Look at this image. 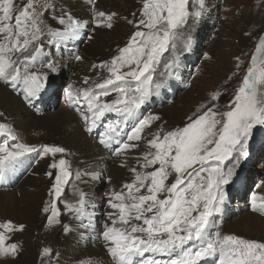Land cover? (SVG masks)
<instances>
[{
	"label": "snow or ice",
	"instance_id": "6c2138e0",
	"mask_svg": "<svg viewBox=\"0 0 264 264\" xmlns=\"http://www.w3.org/2000/svg\"><path fill=\"white\" fill-rule=\"evenodd\" d=\"M140 3L138 15L134 12L133 19H128L117 11L97 8L95 0H91V23L96 28L110 30L124 20L134 31L115 55L92 66L106 70L107 76L101 82L83 88L70 84L66 91L68 106L79 113L88 132L99 127L107 114H120L121 119L107 124L99 142L114 156L122 157L123 166H127V154L140 148L145 129L161 120L158 114L143 115L142 109L177 77L182 58L193 48V34L207 7L206 0ZM255 7L264 11V0H255ZM39 9L36 0H26L22 6L16 0H0V81L13 89L19 86L29 104L40 98L49 73L59 71L56 61L41 62L45 49L42 37L46 35L47 43L59 48L79 39L90 23L64 9L52 16L57 26L49 27L44 13L55 11V4L44 0ZM186 27L187 32L178 43L177 34ZM253 31L245 35L252 36ZM255 38L258 43L249 66L226 110L221 111L212 103L221 96L217 90L209 104H201L182 127H158L149 134L147 149L136 158L137 166L130 169L131 181L108 193L111 211L106 213L101 235L112 264H208L213 258L216 264H264V239L225 234L216 223L217 214L228 200L236 170L249 156L253 130L264 127V27ZM75 59L83 57L76 55ZM235 60L239 70L244 61L240 56ZM89 79L86 77L84 83ZM113 93L111 100L102 99ZM129 121L133 127L124 136L123 129ZM0 137V182H7L9 173L31 153L53 158L49 167L56 171L46 173L54 178L49 190L52 201L43 208L44 212L51 211L49 225L60 223L56 201L71 178H99L96 172L72 170L64 146L43 144L37 148L21 142L9 123L0 122ZM260 185H264V180L257 187ZM77 191L79 199L67 203L66 210L77 219L87 218L91 227L94 213L88 208L95 205L86 193ZM251 210L264 215V195L253 193ZM24 229V224L11 219L0 221V258H16L20 254L21 244L9 241ZM43 253L49 255L52 249L44 248ZM87 264L98 262L89 260Z\"/></svg>",
	"mask_w": 264,
	"mask_h": 264
},
{
	"label": "rangeland",
	"instance_id": "374dc122",
	"mask_svg": "<svg viewBox=\"0 0 264 264\" xmlns=\"http://www.w3.org/2000/svg\"><path fill=\"white\" fill-rule=\"evenodd\" d=\"M57 1L58 0H50V2L55 3V5ZM115 1H120L118 3L122 5L124 3V0ZM139 1L140 0H134L130 3L127 9L129 15L132 12L138 15V10L141 7ZM16 2L22 6L26 0H16ZM36 3L38 10H40L39 5L43 3V0H36ZM212 3L213 6L210 8L206 7L205 14L201 18L193 34L195 42L192 50L182 58V66L177 77L169 81L168 88L170 89L168 90V88H166L162 90L159 96H154L142 109L143 115H148L149 113L158 114L161 116V120L153 123L150 128L145 129L142 134L144 139L140 141V148L137 150L143 152L147 149L146 142L147 139L150 138L149 134L155 133L158 127L162 126L166 130L182 127L187 122V117L192 115L201 104H209L212 93L215 91H220L221 96L218 100L212 101V103L217 104L221 111L226 110L232 100L235 89L244 76L246 68L249 66L251 55L255 50V45L258 43V40L255 38L256 32L264 27V11L255 7V0H212ZM252 4L254 5V11L251 10V13L253 12L252 22L254 23L255 18L259 19L260 23L257 25L247 23L249 14L247 11H249L248 9ZM96 7L98 8L97 3ZM90 8L91 6H88L86 14H89L91 17L92 13ZM54 15H59L56 11V6L55 11L49 10L44 13L43 18L47 25H52V23L53 25H57L56 22L52 20V16ZM253 26H255V31H253ZM94 27L96 29V34L91 31L90 21L87 28L88 32L85 31L86 35L80 36V38L75 41L61 45L59 48L56 47L58 52H56L53 45L47 43L48 37L46 35L42 37L45 49L41 58L45 59L46 62L42 59L41 62L47 63L48 60H54L59 65V71L49 75L46 84L49 85L42 92L38 99L39 101L35 102L37 105H35L34 108L27 107L28 104H26L21 94L13 90L8 83L0 81V85L4 89L6 96H8V94L14 96L22 116H24L26 108H30L34 109L38 117L42 119L41 123L44 126L42 134L27 133L28 135H26L23 131L15 128L10 117L4 114V110L0 108V113H3V115L0 116V122L9 123L15 129L20 140L22 139L21 142L37 145L38 148L41 143L55 144L64 146L69 151V146L66 147L62 142L56 140L61 128L52 120L53 117H58L61 111V105L67 103L66 91L68 86L72 84L76 88L92 87L95 83L101 82L107 76L106 70L93 68L92 66L94 64H99L101 61L108 60L115 55L117 49L123 47L127 43L129 36L134 31L132 25H130L129 28L127 26L126 30L120 28V26L116 27V25L110 30L96 28L95 24ZM249 31H253L252 36L245 35V33ZM186 32L187 27L178 32V43L180 37ZM89 35L92 36V39H88ZM64 50L68 52L65 53ZM76 55L82 56L83 59H75ZM236 56H240L244 61L239 70L236 68ZM38 66L39 65H37V67ZM233 72H237V75L233 76ZM86 77L90 78L87 84L84 83ZM114 95L113 93L112 96L102 99L111 100ZM19 97L24 104L20 102ZM81 106L85 107L86 110V106L83 105V102H81ZM54 110L57 111L49 113ZM74 112L77 115L78 112L75 111V109ZM42 115L46 116L42 118ZM77 116L76 125L79 131L90 140H95L92 135L89 136L87 134L88 131L86 132L85 122L79 113ZM65 117L66 116H64L63 119H58L57 124L61 123L63 127L66 123V121H64ZM107 117L113 118V116L110 115H107ZM130 131L131 128L128 129V133H130ZM24 135L29 138H23ZM2 139L3 137H0V141H2ZM103 150L108 156L110 155L106 149L103 148ZM248 151V158L241 162L240 167L236 170L233 182L228 189L231 204L230 206L226 204L223 209V215L217 214L216 223L220 225L221 231L225 234H236L247 238L264 239V215L251 210V197L253 193L258 196L264 195V185L257 187L260 181L264 180V127L257 126L253 130V135L249 140ZM39 156L42 160L26 173L15 187L11 188L9 191L6 190L7 192H21L25 190L36 192L41 190L42 187H46L48 190L51 182L52 184L54 183V178L46 175L48 171L52 170L49 165L52 163L53 158L51 156H45L43 158V153H40ZM109 157L112 158L108 162L106 171L101 172L98 180L93 182L92 187L87 190L89 198L93 202L98 203L94 208L95 212L96 208L102 210L96 212L97 218H102L103 220H105V216H103L104 213L111 211L107 204L108 193L113 189L119 190L124 183L130 182L133 178L130 169L137 166L134 159H130L128 162L126 160V165H128L123 166L124 162H121V160H123L122 157L111 155ZM59 158L60 154L56 156L57 160ZM116 160H119L121 163L118 164ZM70 164L73 170L74 164L71 161ZM52 171L55 172L56 170ZM108 177H111L110 181ZM73 179L75 178H71L70 181ZM2 192L3 191L0 190V193ZM69 195L70 193L68 191L63 192L61 198L57 200V205L60 206L63 200L68 199ZM24 198L25 197L20 196L21 200ZM98 199L102 203L99 202ZM90 203L93 204L92 202ZM9 212L10 207L8 205H0V221L10 219ZM65 213L68 215L71 212L65 211ZM92 228H94L95 231L89 228L87 233L90 242L97 241L98 239L99 227L92 225ZM38 232V230H35L34 234ZM15 234H19V236H15L16 238L12 236V240L9 242H21L20 244L25 246L26 249H32V251H34L33 255L30 257V264H48L47 261H42L44 258L42 253L44 248H49L53 245L52 240L45 241L43 240L44 238L39 240L38 236H31V238L34 239V244H29L26 241V239H29L27 235L19 231ZM79 246L83 248L80 250ZM89 246L90 243L86 244L78 240L73 241L68 246L70 252L69 260L71 261L69 264H87L90 257L86 258L84 254L90 249ZM39 250L41 251L39 252ZM50 255L51 254H49L48 258ZM212 261L215 262L213 259Z\"/></svg>",
	"mask_w": 264,
	"mask_h": 264
},
{
	"label": "bare ground",
	"instance_id": "6f19581e",
	"mask_svg": "<svg viewBox=\"0 0 264 264\" xmlns=\"http://www.w3.org/2000/svg\"><path fill=\"white\" fill-rule=\"evenodd\" d=\"M89 1L91 0H58L57 4L55 5L56 11L57 13L60 14L63 11V9H70L74 15L82 16L83 19H87L91 21V17L89 16V14H86L88 6H91V2ZM133 1L134 0H124L123 1L124 3L122 5L121 3L120 4L118 3L120 1H115V0H98V1L95 0V6L97 3L98 8L101 10L117 11L120 13L121 16H126L128 17V19H133L132 17L133 12L130 15L127 13V9L130 3ZM206 5H207V8H210L211 6H213L212 0H206ZM248 10L249 11L247 12L249 14L247 17V23L250 24V23H253L252 22L253 12L251 13V10L254 11V5L252 4ZM259 23H260V20L255 18L253 25H257ZM115 25L116 27L120 26V28H124L125 30L127 26L128 28L130 27V24L126 23L124 20H120ZM48 26L55 27L57 25H53L52 23V25H48ZM93 28H95L94 23H91V29ZM85 31L88 32L87 28L82 31L81 36L86 35ZM55 49H56V52H58V49L56 47ZM64 52L67 53L68 51L64 50ZM188 53L189 52L185 53L184 56H186ZM58 59H63V58H58ZM42 60L46 62L45 59H42ZM50 74L51 73H49V75ZM48 85H46V87ZM169 89L170 88H168V90ZM13 90L21 94L23 97L22 89L19 86ZM19 100H20V97H19ZM37 101L39 100L34 101L32 104H29L28 102H26V104H28L27 107L34 108V106L37 105L35 104V102ZM20 102L22 101L20 100ZM67 104L68 103H63L60 107L61 111L58 117L52 118L53 122L56 123V125H59V127L61 128L57 135L56 140L62 142L64 145H66V147L69 146V151L67 154H65V158L74 164L73 170L79 169L81 171L96 172V173H99V176H100L101 172L106 171L108 162L112 158L109 156L110 155L114 156V155L112 154L111 150H109L108 148H105L103 145L100 144L99 141L102 138L103 133L106 131L107 124L109 122H115L121 119L120 114L118 113L107 114V115L113 116V118H108L106 116V118L104 119V121L99 127H97L96 129H93L92 132L86 131L89 136L92 135V137L95 139V140H90L89 138L85 137L79 131L76 125V121L78 119V116H77L78 113L76 115V113L74 112V109L72 107L67 106ZM0 108L4 110L3 111L4 114H7L10 117V120L14 124L16 129L23 131L26 135H28L27 133H30V134L34 133V134H39V135L42 134V130H44V126L41 123L42 119L38 117L36 111L34 109L26 108V112L24 116H22V113L20 112V109H19V105L15 101L14 96L12 94H8V96H6V94L4 93V89L2 88L1 85H0ZM55 111L57 110L51 111L49 113H53ZM45 116L46 115H42L41 117L44 118ZM64 116H66L64 119L66 123L62 127L61 123L57 124V122H58V119L60 118L63 119ZM132 127H133V122L129 121L127 127L123 129L122 135L126 136L127 134H129L128 129ZM26 135H24L23 138H26V139L29 138ZM40 145H43V144L41 143ZM115 147L116 145L114 144L113 148ZM103 148L109 152L110 154L109 156L103 150ZM141 153L142 151L140 150L130 151L127 154V162L130 159L132 160L134 159L136 161V158L139 157ZM44 157L45 156H43V158ZM41 160L42 158L36 153L29 154L28 157L24 159V161L15 169L14 172L9 173L10 178L7 180V182H0V190L3 191L2 193H0V205H4V206L8 205L10 207L9 218L17 224L22 223L25 225V229L21 233H24L25 235H27L29 239H26V241L29 244L30 243L34 244V239L31 238V236H34V237L38 236L39 240L42 238H44L43 240L45 241L52 240L53 245L49 247L52 249V253L49 258H48L49 255H45L44 253H42L44 257L42 261H47L48 264H69L71 263V261L69 260L70 252H69L68 246L73 241L78 240V241H81L82 243H86V244L90 243V246H89L90 249H88V251L85 252L84 254L86 258L90 257L89 260L96 261L98 262V264H112L111 256L107 252L108 245L103 240L102 235H101L104 230L103 223L107 219L106 213H104L103 215L105 216L104 217L105 220H103L102 218H97L96 212L102 211L100 208H96V212L94 208H91V207L88 208L89 212L94 213L92 225L99 227L98 237H97L98 239L97 241L95 240L93 242L89 241L87 233L89 231V228H91L92 231H95V229L92 228V226L88 227V224H89L88 219L87 218L77 219L73 213H70L68 215L65 213V211H67L66 204L74 203L77 199H79V192L77 191V189L86 193L87 198L89 199L90 202H92L95 205V207L98 205V203L93 202L89 198V195L87 193V190L92 187V183L96 182L98 178H93L92 176H82L80 181H76L75 179H73L72 181H69V183L64 186V190H63V192L68 191L70 193L68 199L63 200V203L60 206L57 205L58 202L56 201V205L59 208V212H60V215H59L60 223L51 224V225H49L48 223V217L51 215V211L44 212L43 208L52 201V197L49 195V190L52 187V182L48 190L46 187H42L41 190L36 191V192H29L28 190H25L21 192L10 193L6 191V190L9 191L11 188L15 187L20 182V180L26 175V173H28ZM116 162L120 164L121 162H124V161L121 160V162H119V160H116ZM101 177H105V176H101ZM20 196H23L25 198L21 200ZM98 201L101 202L99 199ZM226 204H228L229 206L231 204L229 195H228V200L225 202L224 207L226 206ZM222 213L223 211L219 214H222ZM66 227L68 230H65ZM35 230H38L39 232L34 234ZM19 234H15L13 236L14 237L19 236ZM14 242H17V241H14ZM21 246H22V251L16 258H0V264H30L31 262L30 257L31 255H33L34 251H32V249H29V250L26 249V247L23 245ZM79 247H80V250L83 248L81 246ZM40 251L41 250H39V252ZM213 260L215 259L213 258ZM208 264H216V263L212 261V259H210L208 261Z\"/></svg>",
	"mask_w": 264,
	"mask_h": 264
}]
</instances>
